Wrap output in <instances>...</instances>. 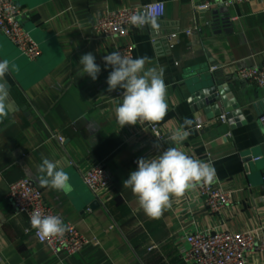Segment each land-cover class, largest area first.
<instances>
[{
    "label": "crops",
    "instance_id": "obj_1",
    "mask_svg": "<svg viewBox=\"0 0 264 264\" xmlns=\"http://www.w3.org/2000/svg\"><path fill=\"white\" fill-rule=\"evenodd\" d=\"M14 1L42 54L30 60L0 32V61L7 60L10 68L0 80L7 113L0 116V264H186L181 251L190 232L249 230L264 238V87L235 74L240 67L264 65V0L209 9L198 7L206 0ZM150 2L165 3L162 18L122 39L95 33V22L106 12ZM127 43L135 48L134 58L150 59L146 68L164 70L169 108L158 122L163 140L138 124L120 128L116 121L114 109L122 100L114 93L123 89L108 91L112 67L103 57ZM88 52L101 68L95 81L79 64ZM209 81L225 90L224 97L233 94L244 121L222 120L227 114L213 109L218 104L223 111L219 93L216 103L194 101L193 93L205 91ZM185 118L192 121L186 129L190 135L175 145L170 136ZM173 146L212 162L217 185L233 193L222 211L212 212L191 190L151 218L123 187L139 158ZM43 158L68 174L70 192L41 187ZM97 163L113 178L98 197L83 182ZM25 177L90 243L76 253L55 252L37 239L28 216L16 214L7 196L10 184ZM246 260L264 264V249L249 251Z\"/></svg>",
    "mask_w": 264,
    "mask_h": 264
},
{
    "label": "built area",
    "instance_id": "obj_2",
    "mask_svg": "<svg viewBox=\"0 0 264 264\" xmlns=\"http://www.w3.org/2000/svg\"><path fill=\"white\" fill-rule=\"evenodd\" d=\"M247 1L249 0H206L198 7L200 9L229 7ZM165 11L166 6L163 2H150L140 6L108 11L97 19L94 24V31L100 37L126 38L133 29L146 26L149 20L162 18ZM22 15V11L14 0H0V32L27 58L36 60L41 56L42 50L39 43L24 28ZM134 15L144 17L146 22L142 25H134L131 20ZM187 33L190 34L191 31H187ZM134 50V46L127 43L119 45L114 51H119L122 55L134 58ZM103 63H105L104 59ZM235 74L242 81L252 82L257 86L264 87V65L240 67ZM123 91H115L114 97L122 100ZM221 118L223 121L227 120L225 115ZM260 122L264 129V113L260 117ZM138 125L142 129L152 132L157 139H164L163 131L158 123L145 122L143 124L138 123ZM201 126L199 124L197 127L200 128ZM55 137L61 145H64L65 138L62 135L57 134ZM189 155L200 159L193 154ZM207 163L212 164L211 161H207ZM83 182L98 197L110 188L113 178L103 163H97L83 174ZM195 190L204 199L206 206L214 213L222 211L233 201V193L219 187L216 180L211 185L204 184L198 186ZM7 196L16 214H25L29 218L30 213L34 209H38L46 215L59 216L65 224L70 226V231L62 238L43 240L36 236V231L33 229L37 239L48 245L53 251L64 250L69 253H76L90 243V240L73 224L67 222L61 213L55 212L45 203L42 190L32 179L25 177L11 183ZM185 242L187 247L183 248L181 253L186 264H247L246 254L249 251L264 249V238H260L256 233L249 230L242 232L223 229L194 231L186 235ZM153 248L155 247L152 246L150 249Z\"/></svg>",
    "mask_w": 264,
    "mask_h": 264
},
{
    "label": "clouds",
    "instance_id": "obj_3",
    "mask_svg": "<svg viewBox=\"0 0 264 264\" xmlns=\"http://www.w3.org/2000/svg\"><path fill=\"white\" fill-rule=\"evenodd\" d=\"M134 25H142L146 21L142 16L134 15ZM105 64L112 67L107 77L108 91L123 89L122 102L114 109L120 128L125 125L158 123L167 114L169 105L166 102L167 85L163 68H146L151 63L148 57L131 58L113 51L103 57ZM79 64L83 72L93 81L101 71L95 56L88 52L81 56ZM10 72L9 62L0 61V80ZM5 105L0 102V116H6ZM192 121L185 118L170 136L175 145L185 141L190 132L186 129ZM155 147L159 149V144ZM137 169L131 171L123 181V187L131 190L139 207L151 218H159L163 212L171 208L172 199L182 198L186 192L198 186L211 185L216 180V173L210 163L194 158L179 147H168L161 154L151 158H139ZM38 179L41 187H48L65 194L72 190L68 174L59 169L56 163L43 158L38 166ZM30 225L40 239L62 238L70 226L56 215H46L34 209L29 216Z\"/></svg>",
    "mask_w": 264,
    "mask_h": 264
},
{
    "label": "water",
    "instance_id": "obj_4",
    "mask_svg": "<svg viewBox=\"0 0 264 264\" xmlns=\"http://www.w3.org/2000/svg\"><path fill=\"white\" fill-rule=\"evenodd\" d=\"M208 87H206L205 91L202 93L194 92L193 98L194 101H200L201 104L209 105L211 103H216L218 100H222L223 102V111H220V108L218 104H215V107L213 108L214 111L218 114H227V118H229L230 122L233 123L235 121L239 122L241 120L244 121L243 111L241 108V105L238 103L236 99H234L233 94L227 91L226 97H224L225 90L222 89V87H215L212 85L209 81L207 83ZM218 93L220 96V99L218 97ZM207 112L210 111V107L206 109Z\"/></svg>",
    "mask_w": 264,
    "mask_h": 264
}]
</instances>
